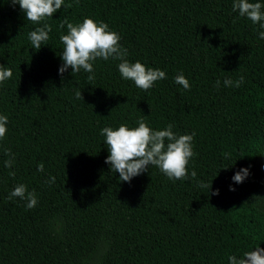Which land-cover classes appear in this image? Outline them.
<instances>
[{
  "label": "trees",
  "instance_id": "trees-1",
  "mask_svg": "<svg viewBox=\"0 0 264 264\" xmlns=\"http://www.w3.org/2000/svg\"><path fill=\"white\" fill-rule=\"evenodd\" d=\"M234 2L64 0L36 24L0 0V64L13 72L0 83L9 120L0 139V264H230L229 256L264 248V198L253 199L264 197V29ZM86 17L120 35L130 62L166 78L144 91L111 58L93 62L91 81L83 69L61 76L60 25ZM44 23L49 40L35 49L29 33ZM181 73L190 90L175 83ZM241 75L239 88L224 85ZM141 118L153 130L195 132L187 180L155 166L130 182L111 171L101 130L138 127ZM242 168L250 174L236 183ZM19 184L35 191L34 208L8 198Z\"/></svg>",
  "mask_w": 264,
  "mask_h": 264
},
{
  "label": "clouds",
  "instance_id": "clouds-1",
  "mask_svg": "<svg viewBox=\"0 0 264 264\" xmlns=\"http://www.w3.org/2000/svg\"><path fill=\"white\" fill-rule=\"evenodd\" d=\"M11 3L19 4L26 14L27 21L39 24L60 10L64 0H11ZM233 11H238L240 17H247L253 24H258L261 29H264V3L235 0ZM65 25H67V34L62 33L60 36L64 45L63 64L59 68L61 76L69 68L72 69V75L83 69L85 72L93 73L88 76V80L91 81L95 79L93 62L97 58L105 61L111 58L120 61L118 69L122 78L133 81L136 87L144 91H148L157 81L166 78V72L159 68L147 67L139 60L134 63L130 62L127 59V49L120 44V35L110 30L107 23L86 17L82 23L74 25L65 18L60 27L63 29ZM51 31V25L48 23L31 31L29 40L33 47L40 49L42 43L49 40ZM259 37L264 39V31L259 33ZM12 76L11 68L0 64V83ZM244 79L243 75L236 81L226 78L224 85L239 88L244 83ZM175 83L185 90H190V82L182 73L175 77ZM216 86H220L219 80L216 81ZM76 97L77 99L83 98L82 93L77 91ZM8 122L7 116L0 115V139L6 135ZM137 124L138 127H129L122 123L116 129L105 127L101 130V135L106 137L105 144L110 153L105 162L111 165V171L119 173V180L130 182L133 177L148 171L150 166L159 168L171 180H187L189 178L188 165L195 155L193 150L195 132L190 135H177L173 131L172 124H168L163 130H153L144 118L138 120ZM6 155L12 157L10 149L7 150ZM228 156L230 153L225 154V158ZM13 163L14 157L6 160L5 166L11 168ZM38 170L44 171L43 163L38 165ZM249 174V168H242L232 179L236 183H243ZM9 175L14 177L16 173L10 172ZM190 175L192 179H195L197 173L193 170ZM49 182L54 183L55 177H50ZM207 186L201 183V187ZM230 190L235 191L234 188ZM212 194L219 195V189ZM14 197L25 200L28 209L34 208L38 203L35 191H28L24 184L17 185L8 198ZM257 198L264 197H253L254 200ZM228 259L230 264H264V248L257 246L254 251L244 252L240 258L232 255Z\"/></svg>",
  "mask_w": 264,
  "mask_h": 264
}]
</instances>
